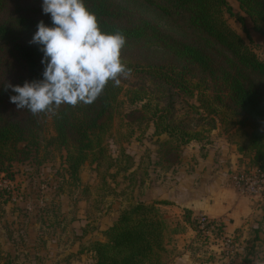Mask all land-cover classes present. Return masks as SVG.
<instances>
[{
  "label": "trees",
  "instance_id": "obj_1",
  "mask_svg": "<svg viewBox=\"0 0 264 264\" xmlns=\"http://www.w3.org/2000/svg\"><path fill=\"white\" fill-rule=\"evenodd\" d=\"M236 1L264 36V0ZM83 3L102 32L119 31L126 37L121 58L135 80L127 85L121 78L118 87L110 81L93 103L62 105L56 115L17 110L9 101L15 93L4 86L42 78L41 46L29 41L39 21L47 26L52 21L42 13V0H0V173L9 174L14 161L28 158L43 137L46 116L54 134L45 143L64 150L70 179H78L86 162L112 164L117 158L108 154L104 136L123 91L129 104H137L129 113L148 117L154 133L167 135L156 151L159 159L179 156L180 146L201 142L219 127L237 146L244 168L264 173V61L229 25L227 0ZM157 203L167 202L137 201L122 210L102 230L104 240L89 243L86 252L95 264H172L181 252L171 247L170 239L185 227L170 226ZM203 217L184 208L183 221L196 236L215 227L214 220Z\"/></svg>",
  "mask_w": 264,
  "mask_h": 264
},
{
  "label": "rangeland",
  "instance_id": "obj_2",
  "mask_svg": "<svg viewBox=\"0 0 264 264\" xmlns=\"http://www.w3.org/2000/svg\"><path fill=\"white\" fill-rule=\"evenodd\" d=\"M227 1L232 8L231 15L225 14L229 25L264 61V36L253 29L236 0ZM123 80L129 85L135 79ZM118 100V113L104 136L108 154L117 158L112 164L103 161L97 166L86 162L78 179H70L65 171L64 150L45 143L54 134L51 119L46 116L43 137L28 158L14 161L9 174L0 173V246H8L1 247L0 261L8 263L14 258L13 264H95L90 252H86L92 238L122 210L137 201L149 202L155 185H170L190 172L192 167L184 162L187 149L197 150L199 156L211 153L214 157L221 156L223 149L227 154L233 151L234 164L226 158L227 166L223 169L232 185L234 176L248 173L239 161L237 146L227 140L219 127L201 142L180 146L179 156L172 153L159 159L156 151L167 135L154 133L148 117L129 113L137 104L127 102L126 91ZM260 184L261 192L253 201L258 209L256 217L243 222L237 233L228 235L222 233L221 223L214 220L215 227L187 243L195 260L264 264V183ZM166 205L156 204L167 223L174 227L179 224L176 211ZM174 236L170 239L172 248L179 243Z\"/></svg>",
  "mask_w": 264,
  "mask_h": 264
},
{
  "label": "clouds",
  "instance_id": "obj_3",
  "mask_svg": "<svg viewBox=\"0 0 264 264\" xmlns=\"http://www.w3.org/2000/svg\"><path fill=\"white\" fill-rule=\"evenodd\" d=\"M41 8L52 25L39 21L29 44L41 46L42 78L4 86L17 110L56 115L62 105L93 103L110 81L118 87L132 75L121 58L126 37L102 32L83 0H42Z\"/></svg>",
  "mask_w": 264,
  "mask_h": 264
},
{
  "label": "crops",
  "instance_id": "obj_4",
  "mask_svg": "<svg viewBox=\"0 0 264 264\" xmlns=\"http://www.w3.org/2000/svg\"><path fill=\"white\" fill-rule=\"evenodd\" d=\"M231 149L234 150L235 146L232 145ZM190 150L193 152H188ZM196 152L195 149L185 150L186 160L184 162L186 166L192 167L190 172L185 173L178 181H174L170 185L166 184L163 187L155 185V193L148 199L149 202L155 201V199L166 201L167 207L175 209L179 224L185 227L183 231L174 236L179 241L174 248L181 253L175 257L172 264H217L213 259L211 261L214 262L200 263L192 257L187 243L195 238L196 234L183 221L184 208L190 209L192 215H204L219 221L222 225V233L225 235L237 233L243 222L248 219L253 220L252 217H256L258 211L257 204L253 202L255 196L238 193L232 183L225 178L223 169L227 166L226 158H230V163L234 164L235 153L233 151L231 154H227L223 149L220 151L221 156L215 157L211 153L199 156ZM157 205L161 207V203H157ZM110 224L111 221L108 220L92 240L103 241L102 230ZM1 247L5 249L8 246L1 245L0 249ZM14 260L11 258L8 263L0 261V264H13Z\"/></svg>",
  "mask_w": 264,
  "mask_h": 264
},
{
  "label": "built area",
  "instance_id": "obj_5",
  "mask_svg": "<svg viewBox=\"0 0 264 264\" xmlns=\"http://www.w3.org/2000/svg\"><path fill=\"white\" fill-rule=\"evenodd\" d=\"M248 173H241L233 177V186L235 190L243 195L258 196L261 192L260 182L264 183V173H258L255 169H249ZM203 221V215H200ZM203 228V224H201ZM213 227H211L212 229ZM209 232V230L207 231ZM206 232V233H207Z\"/></svg>",
  "mask_w": 264,
  "mask_h": 264
},
{
  "label": "water",
  "instance_id": "obj_6",
  "mask_svg": "<svg viewBox=\"0 0 264 264\" xmlns=\"http://www.w3.org/2000/svg\"><path fill=\"white\" fill-rule=\"evenodd\" d=\"M21 145H23V144H21Z\"/></svg>",
  "mask_w": 264,
  "mask_h": 264
}]
</instances>
